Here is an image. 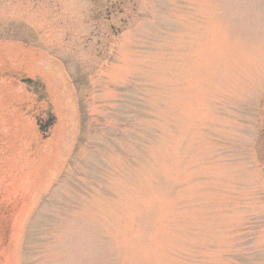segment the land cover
Masks as SVG:
<instances>
[{"label":"rangeland","instance_id":"374dc122","mask_svg":"<svg viewBox=\"0 0 264 264\" xmlns=\"http://www.w3.org/2000/svg\"><path fill=\"white\" fill-rule=\"evenodd\" d=\"M263 133L264 0H0V264H264Z\"/></svg>","mask_w":264,"mask_h":264},{"label":"flooded vegetation","instance_id":"af4514ba","mask_svg":"<svg viewBox=\"0 0 264 264\" xmlns=\"http://www.w3.org/2000/svg\"><path fill=\"white\" fill-rule=\"evenodd\" d=\"M30 85L31 86L28 87L27 90H31V88L36 89L35 88L36 87L35 82L34 83H31ZM39 125H41L42 127H44L46 125V122L45 121H39ZM262 137L264 138V133H263Z\"/></svg>","mask_w":264,"mask_h":264},{"label":"trees","instance_id":"16d2710c","mask_svg":"<svg viewBox=\"0 0 264 264\" xmlns=\"http://www.w3.org/2000/svg\"><path fill=\"white\" fill-rule=\"evenodd\" d=\"M110 7H111V6H110ZM105 9H106L107 11H109V8H108V7H106Z\"/></svg>","mask_w":264,"mask_h":264}]
</instances>
